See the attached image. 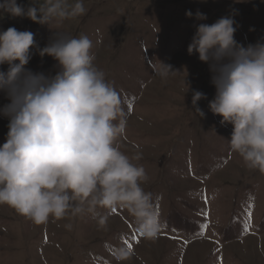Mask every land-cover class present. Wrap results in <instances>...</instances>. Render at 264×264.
<instances>
[{
    "label": "rangeland",
    "instance_id": "374dc122",
    "mask_svg": "<svg viewBox=\"0 0 264 264\" xmlns=\"http://www.w3.org/2000/svg\"><path fill=\"white\" fill-rule=\"evenodd\" d=\"M84 6V15L50 25L0 13V30H29L41 47L57 31L89 36L95 64L122 95V150L141 154L137 163L148 174L143 187L152 192L165 227L156 240L143 239L121 208L105 228L87 215L37 225L3 204L0 264H264V173L247 168L230 150L233 125H222L209 108L216 89L208 64L187 51L195 26L213 23L230 7L239 9V43L264 38V0H84ZM197 9L207 20L185 15ZM158 61L177 72L162 80L153 70ZM55 65L51 56L34 54L26 67L55 74ZM193 90L206 94L197 102L204 116L191 103ZM8 102L0 92V107ZM7 124L0 116V145ZM121 245L133 249L130 259H116Z\"/></svg>",
    "mask_w": 264,
    "mask_h": 264
},
{
    "label": "clouds",
    "instance_id": "9594fccd",
    "mask_svg": "<svg viewBox=\"0 0 264 264\" xmlns=\"http://www.w3.org/2000/svg\"><path fill=\"white\" fill-rule=\"evenodd\" d=\"M0 13L50 25L80 17L86 8L84 0H30L28 5L0 0ZM238 14L230 7L213 23L197 24L187 51L208 64L216 89L209 108L222 117V125H233L230 150L247 168L264 173V38L239 43L234 36ZM185 15L207 20L199 9ZM92 48L86 34L57 31L41 47L29 30H0V65H9L0 70V92L9 100L0 107V116L8 120L0 145V205L37 225L87 215L101 228L113 210L126 209L140 237L154 241L165 223L152 192L143 187L148 174L137 163L141 154L122 150L127 129L122 95L95 64ZM34 54L51 56L55 74L26 67ZM153 70L162 80L177 72L163 61ZM205 98L193 90L191 103L200 116L204 112L197 102ZM133 254L130 246L121 245L115 256L122 261Z\"/></svg>",
    "mask_w": 264,
    "mask_h": 264
},
{
    "label": "snow or ice",
    "instance_id": "6c2138e0",
    "mask_svg": "<svg viewBox=\"0 0 264 264\" xmlns=\"http://www.w3.org/2000/svg\"><path fill=\"white\" fill-rule=\"evenodd\" d=\"M249 215H251V213H249Z\"/></svg>",
    "mask_w": 264,
    "mask_h": 264
}]
</instances>
